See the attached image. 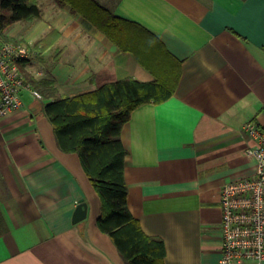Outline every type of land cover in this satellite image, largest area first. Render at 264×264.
Masks as SVG:
<instances>
[{"label": "crops", "instance_id": "crops-1", "mask_svg": "<svg viewBox=\"0 0 264 264\" xmlns=\"http://www.w3.org/2000/svg\"><path fill=\"white\" fill-rule=\"evenodd\" d=\"M96 1L134 23L135 49L56 0H37L41 18L5 34L32 49L25 76L55 79L59 97L127 77L176 81L123 126L128 206L164 240V264H220L221 188L255 174L244 126L264 129V0ZM20 98L0 117V264H126L97 226L101 201L79 155L59 148L43 114L53 98ZM80 201L87 215L74 223Z\"/></svg>", "mask_w": 264, "mask_h": 264}, {"label": "trees", "instance_id": "trees-1", "mask_svg": "<svg viewBox=\"0 0 264 264\" xmlns=\"http://www.w3.org/2000/svg\"><path fill=\"white\" fill-rule=\"evenodd\" d=\"M56 2L84 16L121 49H135L127 40L128 25L134 23L115 16L96 0ZM41 16L37 0H0V37L13 41L5 34L9 26L20 21H34ZM26 60L19 63L22 72ZM25 77L42 99L53 98L44 105L43 114L54 127L59 148L79 155L100 198L98 228L110 235L126 264H164V240L146 234L128 206L127 149L122 140V129L139 106L159 104L170 98L175 92L176 81H167L163 75H157L152 81L127 77L78 95L59 97L55 79Z\"/></svg>", "mask_w": 264, "mask_h": 264}, {"label": "built area", "instance_id": "built-area-1", "mask_svg": "<svg viewBox=\"0 0 264 264\" xmlns=\"http://www.w3.org/2000/svg\"><path fill=\"white\" fill-rule=\"evenodd\" d=\"M26 43L0 37V117L21 106L20 93L32 90L20 61L32 55ZM255 144L245 152L256 161L252 177L225 183L221 188L222 257L220 264H262L264 261V129L254 121L244 126Z\"/></svg>", "mask_w": 264, "mask_h": 264}, {"label": "water", "instance_id": "water-1", "mask_svg": "<svg viewBox=\"0 0 264 264\" xmlns=\"http://www.w3.org/2000/svg\"><path fill=\"white\" fill-rule=\"evenodd\" d=\"M87 211H88L87 204L84 201H80L76 207L73 217V222L76 223L83 220L87 215Z\"/></svg>", "mask_w": 264, "mask_h": 264}, {"label": "rangeland", "instance_id": "rangeland-1", "mask_svg": "<svg viewBox=\"0 0 264 264\" xmlns=\"http://www.w3.org/2000/svg\"><path fill=\"white\" fill-rule=\"evenodd\" d=\"M20 22H24V21H20ZM13 41H15V42H20V43H25L23 40H21V39H16V40H13Z\"/></svg>", "mask_w": 264, "mask_h": 264}]
</instances>
